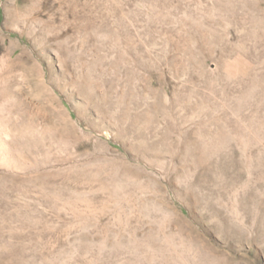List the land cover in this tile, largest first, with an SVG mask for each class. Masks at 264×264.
<instances>
[{"label": "rangeland", "instance_id": "obj_1", "mask_svg": "<svg viewBox=\"0 0 264 264\" xmlns=\"http://www.w3.org/2000/svg\"><path fill=\"white\" fill-rule=\"evenodd\" d=\"M0 264H264V0H0Z\"/></svg>", "mask_w": 264, "mask_h": 264}]
</instances>
